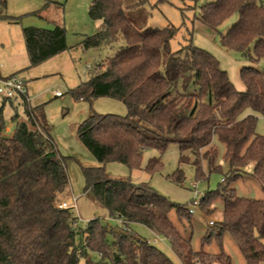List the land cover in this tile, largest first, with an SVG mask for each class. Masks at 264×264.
Wrapping results in <instances>:
<instances>
[{
    "label": "trees",
    "instance_id": "16d2710c",
    "mask_svg": "<svg viewBox=\"0 0 264 264\" xmlns=\"http://www.w3.org/2000/svg\"><path fill=\"white\" fill-rule=\"evenodd\" d=\"M126 8L123 0H91L88 16L100 25L84 36L82 47L113 45L120 38L124 43L91 71L88 80L68 90L77 100H120L127 110L125 115L91 112L79 124L78 138L98 162L82 168L83 194L128 228L138 223L165 237L181 264H230L223 252L194 250L167 215L175 208L180 218H189L190 207L169 201L146 183L111 179L104 169L113 161L140 167L145 150L162 153L169 143H176L179 164L190 162L201 174L205 160L209 172L220 171V165L214 164L216 138L225 145L228 171L216 190L200 197L198 206L206 210L215 197H221L224 206L216 234L227 231L246 264H258L264 260V198L238 196L230 185L252 162V175L264 191V136L256 132L257 117L264 116V70L242 67L245 89L239 91L212 54L192 43L171 50L173 26L139 29ZM233 14L237 18L221 35L220 44L254 64L264 58V5L255 0H213L200 21L216 28ZM0 19L19 21L6 14ZM22 35L27 67L69 49L61 24L25 26ZM0 100V264H173L150 241L108 231L99 217L79 228L71 207L58 206L68 176L61 156L41 129H47L39 123V118L45 123L42 105L31 106L25 95L16 98L25 118L19 120L14 114V132L6 136L2 109L7 102L13 105L14 99L0 95ZM246 109L251 112L244 114ZM35 125L41 131L33 129ZM160 167L158 157H149L144 170L152 173ZM174 174L173 179L181 182L182 171ZM90 252L98 259L93 260Z\"/></svg>",
    "mask_w": 264,
    "mask_h": 264
},
{
    "label": "rangeland",
    "instance_id": "374dc122",
    "mask_svg": "<svg viewBox=\"0 0 264 264\" xmlns=\"http://www.w3.org/2000/svg\"><path fill=\"white\" fill-rule=\"evenodd\" d=\"M127 6L126 13L132 23L139 29L146 26L166 27L176 29L170 40L171 50L181 45L192 43L212 54L219 62L220 67L227 72L234 87L242 91L245 85L240 77L242 67L254 65L264 70V58L252 64L241 54L232 49H226L220 44V37L235 22V14L222 21L216 28H210L200 21L205 6L213 0H123ZM91 0H50L45 13L46 19L38 16L44 0H3L0 2V14L19 18L17 23L0 19V64L13 58L14 65L18 66L16 73L25 83L27 95L32 105H42L45 123L40 120V126L51 140L57 154L64 162L68 183L61 201H66L77 217V225L83 229L92 218L99 217L108 231L122 233L131 239L142 241L146 239L165 253L173 264H181L170 248L169 241L157 235L152 230L138 223H131L129 228L123 223L110 217L108 212L91 202L83 194L85 180L83 167L97 166L98 162L78 138L79 124L91 113L125 115L126 106L120 100L109 97H97L90 100L74 99L68 92L82 81L88 80L91 71L98 64L112 55L114 49L123 44L122 38L113 45L100 44L98 47L84 49L82 42L85 35L95 33L100 25L99 21L92 20L87 13ZM264 5V0H255ZM43 13V12H42ZM64 25L65 39L70 46L62 52L59 62H45L34 67H27V56L23 41L22 28L25 26L45 25L46 22ZM53 27V25L51 26ZM253 53V45H250ZM53 63H55L53 65ZM0 66V71L5 70ZM6 68H9L7 66ZM34 69L38 75L32 77ZM34 78V79H33ZM34 82V83H32ZM60 95H55V92ZM8 102L3 106L4 134L11 136L15 128L14 114L18 119H24L23 108ZM2 103L0 100V107ZM246 109L243 113H250ZM256 132L264 136V116L259 115L256 122ZM216 148L214 164L220 165V171H208L207 162L201 161V174L194 165L178 163V145L169 143L160 153L156 149H147L143 152L140 167L128 168L120 162H107L104 165L105 175L111 179L129 180L133 183H146L169 201L192 209L189 218H180L175 208H171L167 215L181 234L190 240L196 251L203 249L210 254L223 252L230 259V264H246V261L233 238L227 231L218 236L215 231L216 222L222 219L224 201L215 197L210 206L211 210H202L199 206H192V200L202 197L209 190H216L222 177L228 171V164L224 159L225 145L216 138L213 139ZM149 157H158L161 167L152 173L144 170ZM253 163L249 162L242 170L241 176L234 180L230 187L241 197L263 199L264 191L261 184L252 175ZM182 171V181L173 179L176 170ZM174 174V175H173ZM73 198L75 202H73ZM209 221L213 224L210 225ZM214 230V231H213ZM110 238V236H108ZM264 243V237L262 238ZM93 260L98 259L96 253H89ZM215 264H223L221 262ZM258 264H264V260Z\"/></svg>",
    "mask_w": 264,
    "mask_h": 264
},
{
    "label": "built area",
    "instance_id": "2783aa9c",
    "mask_svg": "<svg viewBox=\"0 0 264 264\" xmlns=\"http://www.w3.org/2000/svg\"><path fill=\"white\" fill-rule=\"evenodd\" d=\"M0 95L6 98H10V99H16L22 95H25L26 98H28L26 85L24 81L16 74L9 75L6 77H0ZM55 95H60V92L56 91ZM33 129L37 131H41L40 127L37 125H35ZM199 201H200V197L197 199V196H196L192 200V206H198ZM73 202H75L74 198H73ZM58 206L63 207V208L70 207L66 201H61L58 204ZM189 211L192 212V209L190 208ZM114 219L120 222L121 224L123 223V221L119 218H114ZM209 224L212 225L213 222L209 221Z\"/></svg>",
    "mask_w": 264,
    "mask_h": 264
},
{
    "label": "crops",
    "instance_id": "0c3cea01",
    "mask_svg": "<svg viewBox=\"0 0 264 264\" xmlns=\"http://www.w3.org/2000/svg\"><path fill=\"white\" fill-rule=\"evenodd\" d=\"M47 0H44V4L42 5L43 7L39 10L40 11V16L39 17H41L42 19H46V16H45V13H46V11H47ZM89 6V5H88ZM43 12V13H42ZM50 22H46V24L45 25H41V24H39V27H44V28H52L51 26L53 25H55L56 23L55 22H52V25L50 26V24H49ZM68 45V44H67ZM69 46V45H68ZM70 47V46H69ZM69 50V49H68ZM64 52V51H63ZM62 52H60L59 54H57V55H55V56H53V57H51V58H49V59H47L46 61H44V62H42V63H45V62H59V60L61 59V57L60 58H58L59 56H61L60 54H61ZM27 56V55H26ZM27 64H28V58H27ZM41 64V63H40ZM55 63H53V65H54ZM5 65V70H1L0 71V77H6V76H9V75H13V74H16V73H14L15 72V70L17 69V67L18 66H16V65H14V60H13V58L10 60H7V61H4L2 64H0V66L1 67H3ZM7 66H9V68H6ZM37 66V65H36ZM30 68V67H29ZM35 71H33V73H32V77H34V76H36V75H38L39 73H38V71H36L37 69H34ZM17 75V74H16ZM18 76V75H17ZM35 78V77H34ZM33 78V79H34ZM32 83H34V82H32ZM29 103H30V101H29ZM30 105L31 106H36V104L35 105H32L31 103H30Z\"/></svg>",
    "mask_w": 264,
    "mask_h": 264
}]
</instances>
